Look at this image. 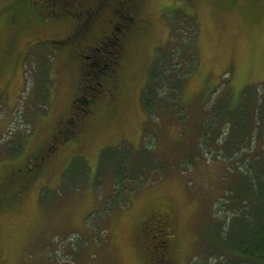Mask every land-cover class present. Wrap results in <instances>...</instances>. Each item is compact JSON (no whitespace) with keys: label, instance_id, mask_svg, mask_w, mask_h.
<instances>
[{"label":"rangeland","instance_id":"obj_1","mask_svg":"<svg viewBox=\"0 0 264 264\" xmlns=\"http://www.w3.org/2000/svg\"><path fill=\"white\" fill-rule=\"evenodd\" d=\"M11 1L0 0V48L3 10ZM220 1L133 0L135 28L144 38L127 39L117 63V96L107 111L101 99L96 107L98 96L89 127L68 144L49 134L60 119L76 125L72 101L79 88L87 89V69L79 76L73 63L77 45L65 41L66 23L30 22L17 30L18 57L5 58L0 76V177L46 140L54 148H46L48 175L11 208H0V264H254L224 248L216 225L226 240L240 203L255 194L251 167L264 172V117L258 123L255 116L256 109L264 113V0L233 7ZM64 4L79 14L80 4L92 7L85 27L106 18L105 34L126 17V3ZM30 19L38 22L36 15ZM175 43L169 71L192 68L174 87L178 99L167 98L150 113L143 104L150 64ZM88 52L81 53L105 57ZM241 186L245 192L236 196ZM253 210L259 213L255 204Z\"/></svg>","mask_w":264,"mask_h":264},{"label":"trees","instance_id":"obj_2","mask_svg":"<svg viewBox=\"0 0 264 264\" xmlns=\"http://www.w3.org/2000/svg\"><path fill=\"white\" fill-rule=\"evenodd\" d=\"M80 1V0H78ZM222 1V2H221ZM220 5H231L232 7L235 4L240 5L239 0H221ZM255 1V0H254ZM67 3V0H12L10 6L4 8L5 11L7 8L8 10L5 13L4 20L1 23L3 28L5 29L6 38L5 41L0 48V76L5 75V58L9 55L10 56H17L14 54L15 44L18 40L19 33L17 30L22 27L24 28L28 23H42L44 25L50 26L54 24L55 21L59 24L66 23L67 26V33L65 41H71L73 44L75 43V54H72L74 57V65L79 69L83 70L86 68L85 75H87V84L85 82V90L83 88L79 93V96L75 97L73 102H77L76 106L79 109L75 113V121L76 125L75 128L72 126H68L66 124V119L63 120L62 125H55V131L53 132L52 138L56 140V138H62L66 142L72 141L74 138H77L79 132L85 131L86 128L89 127V113H91L93 107L96 104V107H99L100 101L103 100L104 103V111H107V104L110 105L114 98H112V94L108 92L109 88L112 89L117 82V63L119 61V54H121V50L124 47L127 39L131 36V41H137L141 43L144 36L138 35L139 30H136L135 26L138 25L137 19L133 14V10L130 9V6L133 0H112V8L114 3L120 5L121 3H126V17L120 15V18L116 19L118 27L117 31L114 28L110 29V32L105 34L104 30L106 27V23L108 22L107 19L97 17L91 26L88 28L85 27V22L94 16L95 13L87 12V17H85L86 9L89 7L82 6L80 4V11L81 13L71 11L70 6L64 4ZM115 4V5H116ZM221 6V7H222ZM128 7V8H127ZM244 11V9H243ZM64 13V16L59 20L61 14ZM31 15H36L38 22H35L33 19H30ZM187 17V16H186ZM190 17V16H189ZM84 19V20H83ZM103 22V27L98 28L99 24ZM145 25V24H143ZM181 25V24H180ZM190 25V24H189ZM8 26L13 28L12 33L10 34V30ZM111 26V25H110ZM130 27V28H129ZM185 27V26H184ZM119 28V29H118ZM130 30H129V29ZM145 26L143 27V29ZM4 32V31H3ZM99 32V35L96 36L95 33ZM129 35L126 37L125 33ZM120 34V35H118ZM175 34H177V30L175 28ZM105 37V38H104ZM98 38H101L100 40ZM104 38L105 40H102ZM64 40V39H62ZM98 40V41H97ZM55 43H62L64 41L55 40ZM94 42V45L87 47L88 42ZM191 43V42H190ZM63 44V43H62ZM177 43L171 44L169 47L165 48L164 50L157 51V56L154 61L151 62L149 71H148V82L146 88L143 92V104L145 109L153 113L158 111V107L167 99L172 98L174 101L178 99V93L175 91L174 87H180L182 80L185 74H188L192 68V64L189 66H180L179 69L171 72L169 71L168 64L171 63L174 56L173 46L175 47ZM89 51L90 55H94L96 52L101 51L104 58H90V56L86 57L82 55V51ZM137 49H134V52ZM80 70V71H81ZM80 71L78 75L80 76ZM181 74V75H179ZM104 76V77H103ZM104 79H108V81L104 82ZM181 78V79H180ZM166 82H169L166 84ZM178 82V83H177ZM83 91V92H82ZM113 91V90H112ZM162 92V93H161ZM101 95H100V94ZM117 96V91L115 92V97ZM101 99V100H100ZM96 100V102H95ZM73 107V105H72ZM96 109V108H95ZM82 110V111H80ZM74 111V110H73ZM110 112V111H109ZM88 115V116H87ZM256 121L259 123L263 120L264 113L256 109L255 112ZM59 121H62L60 119ZM264 125V123H263ZM261 138L263 139L262 147L264 148V126L262 128ZM59 135H58V134ZM49 139V141H50ZM48 141V140H46ZM49 141L46 148L50 149L51 151L54 148V145H51L49 148ZM60 141H62L60 139ZM68 144V143H66ZM37 157L42 156L43 160L37 161L38 166L41 167L40 170L46 168L48 166V158L51 159V152L37 150L35 152ZM49 154V155H48ZM47 156H50L46 158ZM261 161V160H260ZM264 163V162H263ZM40 164V165H39ZM49 168L51 165L48 166ZM47 167V168H48ZM251 172L248 174L250 175L251 185L249 183V189L253 191V184H255V194L253 197H247L242 200L240 206L238 207L237 221L231 223L229 226L228 231L231 229L229 237L225 240V236L222 234L220 227L217 223L216 230L218 237L220 238L226 246H230L229 250H239V252L243 253L250 258H254V264H257L258 259L264 256V172L261 170L260 166L258 165L257 168L253 165ZM44 171V170H43ZM11 175V173H10ZM15 182L19 181L22 177L21 176H12ZM36 181V180H34ZM33 181V182H34ZM27 187V188H26ZM30 185H25L23 182L19 183V189H21L18 195H22L25 192V188L28 190ZM245 192L244 187H237L236 196L243 195ZM226 193H234L233 190H229ZM232 195V194H231ZM256 199V200H255ZM2 203V202H0ZM253 204L257 206V211L259 212L256 214L253 210ZM240 221L246 222L243 228L240 230L239 223ZM237 222V223H236ZM236 224V226H235ZM240 230V231H239ZM164 231V232H161ZM159 234L165 233V227L161 226L158 229ZM228 233V232H227ZM245 236H244V235ZM163 236V235H162ZM231 241V242H230ZM169 259V257H168ZM170 261V259H169ZM167 264V263H166ZM260 264L262 262L260 261Z\"/></svg>","mask_w":264,"mask_h":264},{"label":"flooded vegetation","instance_id":"obj_3","mask_svg":"<svg viewBox=\"0 0 264 264\" xmlns=\"http://www.w3.org/2000/svg\"><path fill=\"white\" fill-rule=\"evenodd\" d=\"M112 2V0H111ZM92 12L94 13L95 10L90 7L86 9V13H85V17H87V12ZM81 69H79L80 71ZM110 95L112 94V98L115 97V85L111 88L108 89ZM113 90V91H112ZM79 91H81V89L79 88ZM73 102V101H72ZM73 105V104H72ZM107 106H109L107 104ZM72 107V106H71ZM63 122V120H62ZM64 124V122H63ZM54 129L51 130L50 134L51 138L53 135ZM49 141V139H48ZM48 141H46V143L44 145L39 144L38 146H36L35 148H32L29 153L27 155H25L20 161L16 162L14 165H12V167L9 169H6V171L1 175L0 177V208H7L14 205L15 202L19 201L21 198H23L26 194H27V190L26 188L24 189L25 192L22 195H18L21 189H19V183H24L25 185H30L33 183L34 180L36 179H40L41 177L47 176L48 172H49V165L52 166V162H50V156H47L46 158H48V168H43L42 170L41 167L38 166L37 161L39 160H43V157H37L35 154V152L37 150H40L41 153H43V151L46 149V146L48 145ZM49 155V154H48ZM32 165L33 168L31 169L29 167V165ZM40 165V164H39ZM44 170V171H43ZM11 173V175H10ZM12 176H21L22 178L15 182L14 179L12 178ZM3 187V190H2ZM30 188V187H29ZM2 190V191H1ZM170 216V214H169ZM145 233L148 231V226L145 225ZM151 237H153V235H150ZM140 245L142 246L141 248L144 249L145 254L147 253V251L145 250V246L140 243ZM147 255V254H146ZM154 258V257H153ZM155 260V258H154Z\"/></svg>","mask_w":264,"mask_h":264}]
</instances>
